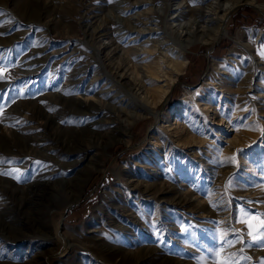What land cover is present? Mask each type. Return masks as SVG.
Masks as SVG:
<instances>
[{
  "label": "rangeland",
  "instance_id": "obj_1",
  "mask_svg": "<svg viewBox=\"0 0 264 264\" xmlns=\"http://www.w3.org/2000/svg\"><path fill=\"white\" fill-rule=\"evenodd\" d=\"M262 228L264 0H0V264H264Z\"/></svg>",
  "mask_w": 264,
  "mask_h": 264
},
{
  "label": "trees",
  "instance_id": "obj_2",
  "mask_svg": "<svg viewBox=\"0 0 264 264\" xmlns=\"http://www.w3.org/2000/svg\"><path fill=\"white\" fill-rule=\"evenodd\" d=\"M236 14H237V13H236ZM236 14H235V15H236ZM237 18H238V17H235V22H237V23H238V22H243V23H246V24L249 23V19H247V18H245V19H244V18H239V19H237ZM191 60H195V58H192ZM197 69H198V68H197ZM137 128H138V127H137Z\"/></svg>",
  "mask_w": 264,
  "mask_h": 264
},
{
  "label": "snow or ice",
  "instance_id": "obj_3",
  "mask_svg": "<svg viewBox=\"0 0 264 264\" xmlns=\"http://www.w3.org/2000/svg\"><path fill=\"white\" fill-rule=\"evenodd\" d=\"M261 230L264 231V228H262ZM262 239H264V237H262ZM219 264H233V262L225 258L224 260L220 261Z\"/></svg>",
  "mask_w": 264,
  "mask_h": 264
},
{
  "label": "bare ground",
  "instance_id": "obj_4",
  "mask_svg": "<svg viewBox=\"0 0 264 264\" xmlns=\"http://www.w3.org/2000/svg\"><path fill=\"white\" fill-rule=\"evenodd\" d=\"M188 3V2H187ZM194 14H196V13H194ZM222 32H223V28L220 30V35L222 34ZM225 34V33H224ZM60 223H58L57 225H56V227H55V231L57 232V233H60V230H59V228H60Z\"/></svg>",
  "mask_w": 264,
  "mask_h": 264
}]
</instances>
